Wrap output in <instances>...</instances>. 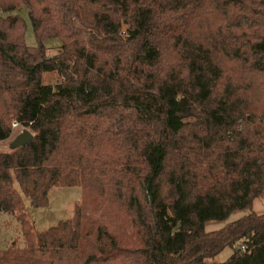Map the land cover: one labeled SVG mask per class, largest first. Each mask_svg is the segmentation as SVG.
<instances>
[{
    "label": "trees",
    "instance_id": "1",
    "mask_svg": "<svg viewBox=\"0 0 264 264\" xmlns=\"http://www.w3.org/2000/svg\"><path fill=\"white\" fill-rule=\"evenodd\" d=\"M12 121L33 137L0 152V264H264V0H0V141ZM52 186L80 203L36 231L23 198Z\"/></svg>",
    "mask_w": 264,
    "mask_h": 264
},
{
    "label": "rangeland",
    "instance_id": "2",
    "mask_svg": "<svg viewBox=\"0 0 264 264\" xmlns=\"http://www.w3.org/2000/svg\"><path fill=\"white\" fill-rule=\"evenodd\" d=\"M11 13H16L24 21V32L23 41L26 46L34 47L37 44L35 36L32 31L31 23L28 18L27 8L25 5L13 10ZM45 47L46 56H52L56 54L58 48L60 47V40L56 37H49L42 41ZM58 80V75L56 72H43L41 74V83L43 84H54ZM11 124V123H10ZM9 137L0 142V152H9L11 150L10 143L17 133L23 128H11ZM27 129V128H26ZM29 130V129H27ZM30 131V130H29ZM31 132V131H30ZM32 133V132H31ZM33 134V133H32ZM81 192L79 186H52L47 192V204L44 207H32L29 204L27 198H23V202L29 217L36 231H42L49 227L55 226L59 221L68 219L73 214V209L75 205L80 203ZM251 210L257 214L264 213V196L256 197L252 202ZM248 210L235 211L227 216L223 220H208L204 223L205 231H212L223 227L225 224L239 218L240 216L248 213ZM6 225L13 224L15 227V222L13 219L8 218ZM9 231L13 228L11 226L7 227ZM2 230V228H1ZM15 231V230H14ZM17 230L13 233L10 238L5 237L3 239V245H9L11 239L16 243H20L18 239ZM232 249L230 247L223 248L219 253H217L212 258H207L208 262H222L230 255Z\"/></svg>",
    "mask_w": 264,
    "mask_h": 264
},
{
    "label": "water",
    "instance_id": "3",
    "mask_svg": "<svg viewBox=\"0 0 264 264\" xmlns=\"http://www.w3.org/2000/svg\"><path fill=\"white\" fill-rule=\"evenodd\" d=\"M32 137L33 134L29 130L23 128L15 135L9 146L11 149L17 148L21 145L27 144Z\"/></svg>",
    "mask_w": 264,
    "mask_h": 264
},
{
    "label": "crops",
    "instance_id": "4",
    "mask_svg": "<svg viewBox=\"0 0 264 264\" xmlns=\"http://www.w3.org/2000/svg\"><path fill=\"white\" fill-rule=\"evenodd\" d=\"M6 140V139H5ZM0 142H4V140H2V141H0ZM6 216L4 215V214H0V221H1V223H3V221L4 220H6ZM9 226H11V227H13L10 231H9V228H7V227H9ZM16 231V228L13 226V224H10V225H7L6 227H2V230H1V244L3 245V239H5V237H6V239H7V237L8 238H10L11 236H12V231H13V233ZM13 240L11 239V242H12Z\"/></svg>",
    "mask_w": 264,
    "mask_h": 264
},
{
    "label": "built area",
    "instance_id": "5",
    "mask_svg": "<svg viewBox=\"0 0 264 264\" xmlns=\"http://www.w3.org/2000/svg\"><path fill=\"white\" fill-rule=\"evenodd\" d=\"M10 126H11V128L13 129V128H17V127H21L17 122H15V121H12L11 122V124H10ZM22 128V127H21ZM239 249L241 250V251H244L245 250V246L243 245V244H241L240 246H239Z\"/></svg>",
    "mask_w": 264,
    "mask_h": 264
}]
</instances>
